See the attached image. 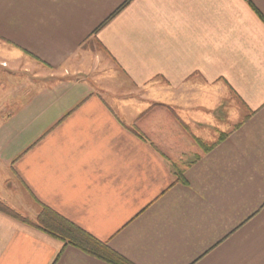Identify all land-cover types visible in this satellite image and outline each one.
Wrapping results in <instances>:
<instances>
[{
	"label": "crops",
	"instance_id": "obj_1",
	"mask_svg": "<svg viewBox=\"0 0 264 264\" xmlns=\"http://www.w3.org/2000/svg\"><path fill=\"white\" fill-rule=\"evenodd\" d=\"M0 203V264H111L3 210L41 205L129 264H264V0H0Z\"/></svg>",
	"mask_w": 264,
	"mask_h": 264
},
{
	"label": "trees",
	"instance_id": "obj_2",
	"mask_svg": "<svg viewBox=\"0 0 264 264\" xmlns=\"http://www.w3.org/2000/svg\"><path fill=\"white\" fill-rule=\"evenodd\" d=\"M125 4L118 8L104 23L119 12ZM174 170L177 174H182L177 166V163H174ZM3 210L14 217L39 228L48 235L57 238L68 245H72L89 255L100 258L111 264H129L120 254L112 250L105 242L100 241L96 237L84 231L48 206L41 205L40 212L35 220L23 217L6 207H4Z\"/></svg>",
	"mask_w": 264,
	"mask_h": 264
}]
</instances>
